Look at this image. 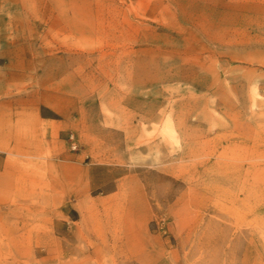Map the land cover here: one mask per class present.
I'll return each instance as SVG.
<instances>
[{
	"label": "rangeland",
	"instance_id": "obj_1",
	"mask_svg": "<svg viewBox=\"0 0 264 264\" xmlns=\"http://www.w3.org/2000/svg\"><path fill=\"white\" fill-rule=\"evenodd\" d=\"M0 264H264V0H0Z\"/></svg>",
	"mask_w": 264,
	"mask_h": 264
},
{
	"label": "crops",
	"instance_id": "obj_2",
	"mask_svg": "<svg viewBox=\"0 0 264 264\" xmlns=\"http://www.w3.org/2000/svg\"><path fill=\"white\" fill-rule=\"evenodd\" d=\"M27 143H29V140L27 139ZM33 144V143H32Z\"/></svg>",
	"mask_w": 264,
	"mask_h": 264
}]
</instances>
